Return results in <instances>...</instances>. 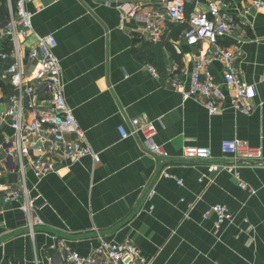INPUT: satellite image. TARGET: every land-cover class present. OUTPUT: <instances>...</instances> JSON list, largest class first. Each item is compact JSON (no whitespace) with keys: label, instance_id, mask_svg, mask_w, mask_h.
<instances>
[{"label":"crops","instance_id":"obj_1","mask_svg":"<svg viewBox=\"0 0 264 264\" xmlns=\"http://www.w3.org/2000/svg\"><path fill=\"white\" fill-rule=\"evenodd\" d=\"M156 1L141 0V8L151 9ZM244 3L233 7L240 20ZM190 4L193 10L208 9L205 0ZM27 9L33 14L34 32L54 34L58 41L67 103L101 161L95 163L91 156L78 162L60 159L59 170L42 178L27 170L33 215L41 221L34 223V237L21 202L3 204L0 197V264H35L36 256L39 264H48L50 255L62 262L61 251L51 249L54 236L66 238L74 250L88 255L99 245V233L108 240L133 242L149 264H264V165L240 163L221 149L223 140L238 138L264 152V8L247 14L244 28L223 42L241 40L238 73L258 89L251 102L254 112L247 115L232 106L235 92L227 86L226 98L214 114L203 102L184 97L193 57L205 53L208 45L189 46L184 29L176 30L174 37L170 25L182 24L162 23L161 41L171 47L164 48L168 76L161 77L135 54L151 42L145 24L130 18L122 21L114 5L32 0ZM22 42L25 71L30 74L33 64L27 51L35 45V34ZM0 49H11L2 34ZM12 61L0 63L7 68ZM225 69L221 62L210 66L220 82ZM175 78L178 87L172 85ZM0 82L6 87L0 93L7 99L13 88L1 79V72ZM137 117L156 124V141L170 158L146 153L139 136L122 138L119 127L129 129ZM11 135L13 130L0 120V141ZM186 146L208 147L212 157L185 159ZM213 164L221 169L210 173ZM164 169L173 177L160 176ZM240 180L256 193L242 189ZM0 184L22 189L14 166ZM153 187L156 194L149 199ZM215 205L226 206L233 220L218 224L216 215L206 217V210Z\"/></svg>","mask_w":264,"mask_h":264},{"label":"built area","instance_id":"obj_2","mask_svg":"<svg viewBox=\"0 0 264 264\" xmlns=\"http://www.w3.org/2000/svg\"><path fill=\"white\" fill-rule=\"evenodd\" d=\"M97 1L108 6L114 5L119 10L122 21L130 18L144 23V32L153 42L162 40L163 22L169 20L186 25L183 34L186 43L194 47L205 43L208 49L193 57L190 84L184 97L203 102L209 112L214 114L219 111L220 103L226 98L223 87L227 86L235 92L232 106L236 110L246 115L254 112L251 102L258 96V89L239 75L235 64L241 50V40L229 45L223 42L234 37L238 29L244 28L247 14L264 8V0H205L207 11L194 9L191 13H188L187 5L200 0H157L151 9H142L141 0ZM239 1L245 2V16L241 20L233 11L234 3ZM30 2L32 0H6L8 16L0 21V34L11 42L9 51L0 49V60L13 59L7 68H3L0 63L1 79L13 88L12 95L7 99L0 93V120L7 122L13 130V135L0 141V156H4L0 159V178L10 166H14L22 185V189L18 190L0 184V197L3 204L21 202V209L30 223V234L34 237V223L41 221L33 215L35 201L29 193L27 170H33L38 178H42L59 170L60 159L78 162L91 156L95 163H99L101 157L88 143L73 109L67 103L62 61L56 53L58 41L54 34L34 32L33 14L27 9ZM32 34H35L36 42L27 51V59L33 64V70L28 74L23 61L26 50L22 39ZM215 62H221L226 67L223 82L215 80L210 71V66ZM148 67L152 73L159 74L153 65ZM262 79L264 82V73ZM172 85L180 86L179 80L175 78ZM119 131L122 138L141 137V146L146 153L159 159L170 158V153L156 141L158 130L153 121L144 117L133 118L129 129L120 126ZM221 149L224 154L233 156L237 161L259 162L264 159L261 147L252 146L238 138L223 140ZM183 157L208 160L212 157V151L208 147L186 146ZM220 169L219 165L213 164L208 171L215 173ZM160 176L173 177L165 169ZM237 177L241 178L239 172ZM179 183L182 184L183 181L179 180ZM239 184L250 195L256 193L241 180ZM155 194L156 189L153 187L149 189L147 197L151 199ZM205 215H216L218 224L233 220V214L223 205L211 206ZM54 238L51 249L60 250L63 260L59 262L56 256L50 255L48 264H149V260L129 240H108L99 233V245L92 253L83 255L74 250L66 238ZM35 264H39L37 256Z\"/></svg>","mask_w":264,"mask_h":264},{"label":"trees","instance_id":"obj_3","mask_svg":"<svg viewBox=\"0 0 264 264\" xmlns=\"http://www.w3.org/2000/svg\"><path fill=\"white\" fill-rule=\"evenodd\" d=\"M194 4H188L187 5V11L188 13H191L193 11ZM8 16V9L6 6V0H0V21H3ZM171 28H173V35L174 37L178 36L179 32L183 31V29L186 28V25H178L177 27H174L173 24L170 25ZM168 47L170 48L171 45L169 42H147L141 45V47L137 48L135 51L136 57L141 60L142 62H145L148 65H153L161 77L168 76V66L164 57V48ZM2 71V68L0 67V72ZM5 87L3 82H0V88Z\"/></svg>","mask_w":264,"mask_h":264},{"label":"water","instance_id":"obj_4","mask_svg":"<svg viewBox=\"0 0 264 264\" xmlns=\"http://www.w3.org/2000/svg\"><path fill=\"white\" fill-rule=\"evenodd\" d=\"M243 162L241 161L240 163H243ZM245 163H247V164H260V165H264V162L263 161H261V162L260 161L259 162H248V161L246 162L245 161Z\"/></svg>","mask_w":264,"mask_h":264},{"label":"rangeland","instance_id":"obj_5","mask_svg":"<svg viewBox=\"0 0 264 264\" xmlns=\"http://www.w3.org/2000/svg\"><path fill=\"white\" fill-rule=\"evenodd\" d=\"M4 106V105H3Z\"/></svg>","mask_w":264,"mask_h":264}]
</instances>
